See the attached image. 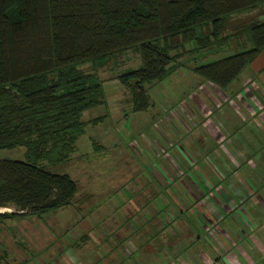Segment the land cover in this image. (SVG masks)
I'll return each instance as SVG.
<instances>
[{
	"label": "rangeland",
	"instance_id": "obj_1",
	"mask_svg": "<svg viewBox=\"0 0 264 264\" xmlns=\"http://www.w3.org/2000/svg\"><path fill=\"white\" fill-rule=\"evenodd\" d=\"M263 13L264 5L234 15L230 22L239 27L249 19H262ZM235 43L231 38L219 49L194 53H188L192 44L186 45L173 73L142 86L143 99H138L147 107L138 111L131 89L117 80L140 66L135 52L95 68L81 65L80 72L100 85V103L81 113L83 134L60 169L77 192L65 207L0 216V264H183L220 244L222 228L232 223L208 184L218 182L222 188L220 163L228 162L217 157L220 146L205 126L211 124L223 137L222 129L229 126L222 115L234 112L220 101L223 95L219 110L210 105L203 93L209 83L191 69L241 51ZM220 91L227 95L228 90ZM207 111L212 115L206 116ZM23 153L22 147L1 149L0 159L23 161ZM198 190L202 194H194ZM206 204L220 214L218 222L213 221L216 215L207 216ZM8 213L17 210L0 209V214Z\"/></svg>",
	"mask_w": 264,
	"mask_h": 264
},
{
	"label": "trees",
	"instance_id": "obj_2",
	"mask_svg": "<svg viewBox=\"0 0 264 264\" xmlns=\"http://www.w3.org/2000/svg\"><path fill=\"white\" fill-rule=\"evenodd\" d=\"M262 5L264 0H0V150L24 149L23 161L0 159V209L17 210L0 216L65 207L76 194V184L60 169L83 134L81 113L100 103V85L80 72L81 65L95 68L135 52L140 66L117 80L136 95L133 109L144 110L142 86L173 73L186 45L194 53L219 49L232 38L241 51L191 69L223 89L264 50V18L239 27L231 18ZM228 29L233 34L226 35Z\"/></svg>",
	"mask_w": 264,
	"mask_h": 264
},
{
	"label": "crops",
	"instance_id": "obj_3",
	"mask_svg": "<svg viewBox=\"0 0 264 264\" xmlns=\"http://www.w3.org/2000/svg\"><path fill=\"white\" fill-rule=\"evenodd\" d=\"M247 68L237 77L238 82L232 81L223 89L209 84L203 90L209 104L217 110L225 102L234 112L222 115L223 124L229 126L222 129L223 137L211 124L205 126L207 134L220 146L222 154L217 157L228 162L220 163L222 173L218 180L223 183L222 188H218V182L208 186L223 201L220 209L232 225L222 228L220 244L212 245L207 254L199 253L183 264H264V50ZM209 88L218 93L217 98L210 95ZM220 90H228L227 95ZM220 95H223L222 103ZM208 114L212 115L207 111L205 115ZM179 116L188 124L185 117ZM231 134L235 135V141L228 139ZM196 193L202 194L199 190ZM194 198L199 206L198 198ZM206 205L210 211L206 210V215L209 213L210 219L216 215L218 218L213 221L218 222L220 214L214 212L217 210L211 204Z\"/></svg>",
	"mask_w": 264,
	"mask_h": 264
}]
</instances>
